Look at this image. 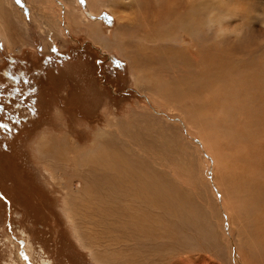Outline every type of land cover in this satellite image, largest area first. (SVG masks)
I'll list each match as a JSON object with an SVG mask.
<instances>
[{
  "label": "rangeland",
  "instance_id": "rangeland-1",
  "mask_svg": "<svg viewBox=\"0 0 264 264\" xmlns=\"http://www.w3.org/2000/svg\"><path fill=\"white\" fill-rule=\"evenodd\" d=\"M242 64L264 0H0V264H264V81L244 116L204 85ZM112 142L158 176L161 208L124 204L157 242L98 199Z\"/></svg>",
  "mask_w": 264,
  "mask_h": 264
},
{
  "label": "bare ground",
  "instance_id": "bare-ground-1",
  "mask_svg": "<svg viewBox=\"0 0 264 264\" xmlns=\"http://www.w3.org/2000/svg\"><path fill=\"white\" fill-rule=\"evenodd\" d=\"M170 13H172V12H170ZM180 26H181V24H180ZM192 46L193 45H191V47ZM188 49L191 50L190 47ZM241 52H242V49H241ZM180 53H181V55H185V53L182 52V51H180ZM146 57H148V56H146ZM148 58H147V64H148ZM242 66H243V64H242ZM234 70H236V73H233L231 75V79H228V80H230L231 83H229L228 80L225 78V76L224 75L222 76L221 74H220L219 78H214V77H212V74H211V76L208 77V81H206L205 83L203 82V83H204V85H206L209 88V92H210V95H211V98L212 99L214 97L213 93L216 90L215 99L223 98L224 102L227 105L231 106L233 109L235 108V113L243 114L242 116H244V114H246V111L247 110H245V112H244L243 106H247L248 104H250L249 101L251 103L252 102L256 103V102H259L260 101L258 99H259V97H261L262 94L259 92V87L263 85L264 74L262 73V70L257 71V73L253 72L252 71L253 69H250L249 65L248 66H243L242 69L240 68L238 70V68H236ZM256 70H258V69H256ZM211 79H213V80H211ZM257 79H259L261 82L259 83L257 81ZM203 81H204V79H203ZM173 87L175 88L176 86H173ZM176 88H177V91H178V87H176ZM178 94H180V93H178ZM170 96L172 97L173 95L170 94ZM263 96L264 95H262V97ZM261 99H263V98H261ZM259 104H262V102L259 103ZM231 120H232V117H231ZM141 143L142 144H145L143 141H141ZM133 144H134L133 146H137L140 149L143 148V145L140 144V143H138L136 145H135V143H133ZM113 147L114 148L116 147V148L114 149V152L112 153V157L109 160L107 159L108 161H105L106 164L103 162L104 160L102 161L104 163V165H107V166H104V168H105L104 170H107L108 171V173L105 174V175L103 173H101V175H102L101 179L105 181V185H106V186H104V187H106L105 190L103 189L105 191V194L104 195H106V196H102L100 194L99 196H101V199L100 198H98V199L99 200L108 199L111 202H114L113 200H117L113 204V205H116V206H113V205H112L113 207L112 206H108V208L110 207V210L111 211L109 210L110 212L107 215H111L115 219H123L124 220L123 222H126L127 223V228H128L127 230H129V234H126L127 242L134 241V242H138V244H142L144 242L141 239H143V238L146 239V236H149L148 239L149 240L152 239V242L153 241L154 242H157V240H158L157 238L158 237L159 238H162L159 235L161 233H167V230H168V228L166 230V229L158 228L159 226L155 225V222L154 221L160 222V221L163 220L162 214L157 213V212H155L153 210L154 213L151 211V214L153 216L152 217L153 220H152L151 223L146 222V221H143V222H140L139 223L135 219L136 215L135 216L131 215L129 208L127 210V208H126V206L124 204L127 203V202H129L130 204H132V205H134L136 207L143 208L144 213L141 216H139L140 218H138V220H141V219L143 220V218H145V217L148 216L147 213H146V207L147 206L153 205L151 207V209L152 208H156V209L161 208L160 205H158L160 203V197H159L160 193H158V190H156L157 187L154 188V190L151 191V188L154 187V185H156L158 183V181H157V177L158 176L155 177V175H154L152 177V175L151 176L150 175H147L148 173H146V171H145L146 170L145 169V164L146 163L145 162H141L140 160H138V158L140 159L142 157V156H140L141 154L139 156L130 155L128 157H122L120 155V153L122 152V150L118 149V146L115 145V143H113ZM101 148H100V150H101ZM60 149H62V148H60ZM46 150H48L47 149V146H46ZM51 150H52V148H51ZM109 150H111V149H109ZM53 154H55V153H53ZM105 155H108V153L105 154ZM109 155H110V153H109ZM54 157L56 158V156H54ZM106 158H108V156H106ZM103 159H105V157ZM135 164H137V165H135ZM97 168H98V166H97ZM102 169H103V167H102ZM113 178H114L115 182L113 181ZM242 183H244V182H242ZM244 184H246V183H244ZM249 184H251L250 186H252V188H254L257 192H259L261 194V196L259 194H258L259 196H256V195L253 196L251 194V196L249 197L248 202L249 201L251 203L259 202V200H257V199L258 198H261V202L260 203L263 204L264 203V183H258V182L257 183L256 182L251 183L250 182ZM249 184H248V186H249ZM243 195H245V194H243ZM241 196H242V194H241ZM255 200H257V201H255ZM161 201H162V199H161ZM180 205H181V203H180ZM93 213H94V211H93ZM173 213H174V211H173ZM136 214H137V212H136ZM104 215H105V213H104ZM261 216H258V217H261ZM106 217L108 218V216H106ZM146 224H148V226ZM113 226H115V225H112L111 227H113ZM124 235H125V232H124ZM124 235H123V237H124ZM151 235L153 236L152 238H150ZM157 235H158V237H157ZM263 242H264V240H263ZM144 245H145V243H144ZM134 247L132 246V248H131V250L133 252L139 250V249H137L139 247H137V248H134ZM145 250H146V247H145ZM139 252H140V250H139ZM142 252H143V249H142ZM149 257H150V254H149Z\"/></svg>",
  "mask_w": 264,
  "mask_h": 264
},
{
  "label": "snow or ice",
  "instance_id": "snow-or-ice-1",
  "mask_svg": "<svg viewBox=\"0 0 264 264\" xmlns=\"http://www.w3.org/2000/svg\"><path fill=\"white\" fill-rule=\"evenodd\" d=\"M17 2H22V0H17ZM52 51L55 52V51H57V49H53ZM51 59L52 58L49 57V60H51ZM32 91H35V89H32ZM7 127H8V125L0 123V128H7Z\"/></svg>",
  "mask_w": 264,
  "mask_h": 264
},
{
  "label": "trees",
  "instance_id": "trees-1",
  "mask_svg": "<svg viewBox=\"0 0 264 264\" xmlns=\"http://www.w3.org/2000/svg\"><path fill=\"white\" fill-rule=\"evenodd\" d=\"M34 187V186H33Z\"/></svg>",
  "mask_w": 264,
  "mask_h": 264
}]
</instances>
